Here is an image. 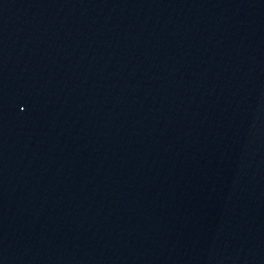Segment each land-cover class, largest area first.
<instances>
[{
  "label": "water",
  "instance_id": "obj_1",
  "mask_svg": "<svg viewBox=\"0 0 264 264\" xmlns=\"http://www.w3.org/2000/svg\"><path fill=\"white\" fill-rule=\"evenodd\" d=\"M0 264H264V0H0Z\"/></svg>",
  "mask_w": 264,
  "mask_h": 264
}]
</instances>
